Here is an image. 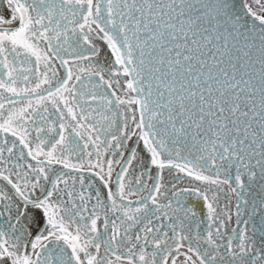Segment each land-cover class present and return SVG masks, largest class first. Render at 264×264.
<instances>
[{"label":"snow or ice","instance_id":"obj_1","mask_svg":"<svg viewBox=\"0 0 264 264\" xmlns=\"http://www.w3.org/2000/svg\"><path fill=\"white\" fill-rule=\"evenodd\" d=\"M0 264H264V0H0Z\"/></svg>","mask_w":264,"mask_h":264},{"label":"water","instance_id":"obj_2","mask_svg":"<svg viewBox=\"0 0 264 264\" xmlns=\"http://www.w3.org/2000/svg\"><path fill=\"white\" fill-rule=\"evenodd\" d=\"M89 150H91V149H89ZM153 171H155V170H153ZM166 178H167V176H166Z\"/></svg>","mask_w":264,"mask_h":264}]
</instances>
